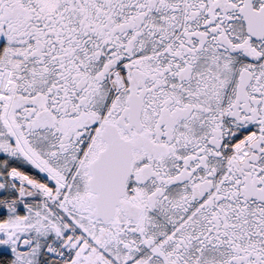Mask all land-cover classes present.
<instances>
[{"label": "snow or ice", "instance_id": "snow-or-ice-1", "mask_svg": "<svg viewBox=\"0 0 264 264\" xmlns=\"http://www.w3.org/2000/svg\"><path fill=\"white\" fill-rule=\"evenodd\" d=\"M0 264H264V0H0Z\"/></svg>", "mask_w": 264, "mask_h": 264}]
</instances>
